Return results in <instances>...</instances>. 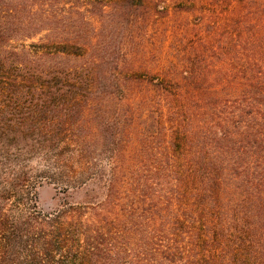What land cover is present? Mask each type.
I'll use <instances>...</instances> for the list:
<instances>
[{
    "label": "trees",
    "instance_id": "1",
    "mask_svg": "<svg viewBox=\"0 0 264 264\" xmlns=\"http://www.w3.org/2000/svg\"><path fill=\"white\" fill-rule=\"evenodd\" d=\"M108 2L0 0V264H264V0L189 8L158 72Z\"/></svg>",
    "mask_w": 264,
    "mask_h": 264
},
{
    "label": "rangeland",
    "instance_id": "2",
    "mask_svg": "<svg viewBox=\"0 0 264 264\" xmlns=\"http://www.w3.org/2000/svg\"><path fill=\"white\" fill-rule=\"evenodd\" d=\"M205 0H109L113 5V15L116 22H123L129 29L134 30L132 37L129 35L123 50L132 55H143L141 63L137 65L151 72L169 66L172 61H178L183 54H187L189 41L201 30V25H195L194 14L189 8L196 9L202 6ZM123 5L129 14L119 15V7ZM159 5V7H158ZM122 6V7H123ZM114 12V10H113ZM132 20L131 24L128 23ZM119 26L113 28L111 43L119 33ZM126 31V32H127ZM134 45V43H136ZM117 51V45L111 44ZM40 160H32L31 164L39 167ZM63 192L61 186L45 181L38 189V204L42 211L56 210L62 199L68 195L72 201H81L85 198V191L70 190Z\"/></svg>",
    "mask_w": 264,
    "mask_h": 264
}]
</instances>
